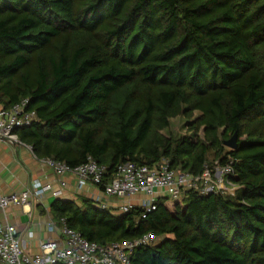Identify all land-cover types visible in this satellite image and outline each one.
Instances as JSON below:
<instances>
[{
  "label": "trees",
  "instance_id": "1",
  "mask_svg": "<svg viewBox=\"0 0 264 264\" xmlns=\"http://www.w3.org/2000/svg\"><path fill=\"white\" fill-rule=\"evenodd\" d=\"M22 101L36 120L14 133L39 160L91 157L105 184L126 162L197 176L213 154L239 187L144 219L55 199L54 220L101 246L153 235L131 264H264V0H0V104ZM180 116L193 136H164Z\"/></svg>",
  "mask_w": 264,
  "mask_h": 264
},
{
  "label": "built area",
  "instance_id": "2",
  "mask_svg": "<svg viewBox=\"0 0 264 264\" xmlns=\"http://www.w3.org/2000/svg\"><path fill=\"white\" fill-rule=\"evenodd\" d=\"M26 103L22 101L11 109H0V137L3 140L18 141L15 129L30 126L36 120L35 112L25 111ZM43 161L58 176L73 174L78 190L85 183L96 187L99 193L93 197V201L97 208L121 215L140 207L143 210L140 217L143 219L146 214L156 210V201L163 194L173 200L178 199L184 191L194 190L201 195L214 193L226 197L234 196L239 190L231 180L235 175L231 160L223 166L218 161L214 166L205 165L204 171L197 176L171 170L167 160H161L152 167L126 162L117 167L114 176L105 184L103 176L106 168L97 165L91 157L74 168L51 159ZM56 183V189L51 183L34 181L21 191L8 195L0 193V264H131L129 256L136 248L154 243L155 237L146 234L133 241L111 242L101 246L86 241L78 232L66 227L64 220H54L50 210L44 209L48 218L47 231L57 233V237L39 241L38 252L29 254L24 241L18 237L17 229L2 220V216L9 207L24 206L33 198L41 199L46 195L61 198L67 184L62 179ZM138 195L143 198L137 206L130 201L117 203Z\"/></svg>",
  "mask_w": 264,
  "mask_h": 264
},
{
  "label": "crops",
  "instance_id": "3",
  "mask_svg": "<svg viewBox=\"0 0 264 264\" xmlns=\"http://www.w3.org/2000/svg\"><path fill=\"white\" fill-rule=\"evenodd\" d=\"M3 106L0 104V109ZM62 179L67 187L62 191L61 198H54L51 195L43 196L41 199H31L24 206L9 207L2 220L13 225L17 229L18 237L24 241L26 251L29 254L38 252V242L45 239H55L57 233L47 231V215L44 209H49L55 199L78 200L80 197L89 198L98 195L99 190L85 183L77 189L76 177L73 174L58 176L48 168L43 160L34 157L30 148L22 143H11L0 138V193L8 195L30 187L32 182L51 183L54 189L58 188L57 180ZM141 195L133 198L118 201V204H126L129 201L137 206ZM160 198H169L161 195ZM168 199L165 206L170 209L174 202ZM50 210V209H49ZM52 216V215H50Z\"/></svg>",
  "mask_w": 264,
  "mask_h": 264
},
{
  "label": "rangeland",
  "instance_id": "4",
  "mask_svg": "<svg viewBox=\"0 0 264 264\" xmlns=\"http://www.w3.org/2000/svg\"><path fill=\"white\" fill-rule=\"evenodd\" d=\"M198 116V113H194V117ZM193 117V118H194ZM187 120L183 117H177L175 119L171 120L170 128L166 131H163L162 134L167 137H174L175 139H179L185 136H193L191 132H187V127H186ZM198 135L202 136L201 133ZM225 150H229L228 148L224 147ZM213 154H210L208 157V164L210 166H214L216 161L213 160ZM173 203V202H171ZM174 206L171 205L170 211L173 212ZM157 239H155L154 243H156Z\"/></svg>",
  "mask_w": 264,
  "mask_h": 264
},
{
  "label": "water",
  "instance_id": "5",
  "mask_svg": "<svg viewBox=\"0 0 264 264\" xmlns=\"http://www.w3.org/2000/svg\"><path fill=\"white\" fill-rule=\"evenodd\" d=\"M11 143L14 144V143H21V142L14 141ZM237 146H238V135L236 133H234V135L231 138L224 141V147L228 148L229 150H235Z\"/></svg>",
  "mask_w": 264,
  "mask_h": 264
}]
</instances>
